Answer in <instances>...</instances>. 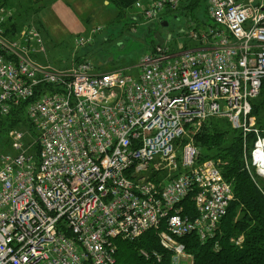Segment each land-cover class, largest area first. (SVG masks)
<instances>
[{"label": "built area", "instance_id": "2783aa9c", "mask_svg": "<svg viewBox=\"0 0 264 264\" xmlns=\"http://www.w3.org/2000/svg\"><path fill=\"white\" fill-rule=\"evenodd\" d=\"M188 1L154 0L140 15L156 28ZM206 3V27L191 25L187 45L153 40L136 70L106 73L91 62L58 71L38 61L41 36L10 38L12 10L0 6V126L25 106L36 145L32 153L14 130L0 157V264H116V242L148 231L176 261L181 239L213 238L233 189L219 162L182 146L207 119L257 135L249 168L264 177L252 115L264 93V4ZM91 41L77 39V49Z\"/></svg>", "mask_w": 264, "mask_h": 264}, {"label": "rangeland", "instance_id": "374dc122", "mask_svg": "<svg viewBox=\"0 0 264 264\" xmlns=\"http://www.w3.org/2000/svg\"><path fill=\"white\" fill-rule=\"evenodd\" d=\"M259 1L264 4V0H255V2ZM147 2L142 0L136 3L133 6L134 10L131 9L124 15L120 11L121 7L111 4L109 0H7L5 2L7 6H0L12 10V18L7 23L8 36L10 38L24 40V35H28L31 30H36L38 35L41 36V51L35 55L38 61L50 65L53 69H58V71L69 68L72 64L91 62L98 67V71L106 73L112 70H136L141 57L149 50L155 48L156 44L153 40L156 39L154 36L157 34L168 38L170 46L176 48L183 43L188 44L187 39L189 31H191V25L194 26L195 30H201L206 27L208 20L206 0L186 2L172 16L166 18L165 21L168 27L163 24V26L158 25L156 28L145 24L144 19L140 15V7L147 4ZM193 2L199 4V6L191 12ZM134 18H137V20ZM80 38L92 41L90 44L87 45L86 43L85 46L77 49L76 42ZM100 62L104 66L99 67ZM206 121L208 122V119ZM204 123L198 129L192 130L182 140V146L188 143L195 144V136L199 133ZM229 123L227 120L221 123L225 126L226 131L229 128L231 129L232 125ZM256 124V129L260 132L261 137L264 138L263 131L258 127V121ZM9 126L10 124L5 127L0 126V157L11 153L9 134L14 130L23 132L26 135V142L28 145L31 144L32 153H34L36 145L35 143L33 144V136L26 129L27 127H23L22 130L13 128L7 131ZM241 134L243 136L241 155L244 161V171L247 172L264 195V179L258 177L254 173L255 170L253 171L251 167L249 168L257 135L251 133L244 137L242 132ZM251 135L255 136L252 145L249 140ZM217 162H219L218 166L223 176L221 162ZM182 173V170H178L177 173L171 176V179L180 176ZM168 177L170 176L167 174L162 178ZM223 179L229 183L224 176ZM215 237L216 233L213 238H209L206 242H201L207 243L209 240L215 239ZM241 242L239 241V243ZM122 248H120V255L118 254L117 264H120V261L121 264H140L138 260L141 257L145 262L157 259L153 253L146 249L139 250L127 246ZM143 253H148L149 255L145 257ZM156 254L159 256V253L156 252ZM174 257L175 254L172 256L171 264H193L192 256L185 249L183 254L178 256V260L175 261ZM140 262L144 264V261Z\"/></svg>", "mask_w": 264, "mask_h": 264}, {"label": "trees", "instance_id": "16d2710c", "mask_svg": "<svg viewBox=\"0 0 264 264\" xmlns=\"http://www.w3.org/2000/svg\"><path fill=\"white\" fill-rule=\"evenodd\" d=\"M6 1L0 0V5L7 6ZM109 1L111 4L121 7L120 11L124 15L129 10H134L133 6L142 0ZM198 6L199 4L193 2L190 11L193 12ZM252 106V115L255 116L258 127L264 133V93L252 102ZM225 120L227 119L212 118L208 122L206 121L195 136V145L201 150L203 162L207 160L221 162L223 176L231 184L234 200H232L227 215L218 225L215 239L202 243L199 236L194 234L181 239L180 242L185 246L186 252L192 256L193 264H264V195L244 171V161L241 155L243 144L241 132L232 126V130L229 128L226 131L225 126L221 124ZM8 121H3L1 124L2 127L10 124L7 131L13 128L22 130L23 127H27L26 129L31 135L35 136L33 126L26 117L25 106L12 112ZM6 122L8 123L6 124ZM254 139V135L249 137L251 145L254 143ZM183 205L186 214H196L192 202L185 201ZM239 241L242 242L239 243ZM116 244L118 247L116 264L120 248H124V246L139 250L146 249L153 254L159 253L161 258L159 262L157 259L145 262L141 257L138 260L140 264H143L140 261H144V264H171L173 253L160 245L157 232L148 231L137 241L118 240Z\"/></svg>", "mask_w": 264, "mask_h": 264}, {"label": "bare ground", "instance_id": "6f19581e", "mask_svg": "<svg viewBox=\"0 0 264 264\" xmlns=\"http://www.w3.org/2000/svg\"><path fill=\"white\" fill-rule=\"evenodd\" d=\"M155 37V36H154ZM159 37H162V35H160ZM156 38V37H155ZM162 39H165L164 37H162ZM154 40H156L157 42H158V40L157 39H154ZM158 44H159V42H158ZM163 44H164V40H163ZM160 46H162V45H160ZM259 169H260V173H263L264 174V165H260V167H259ZM255 173V172H254ZM255 174H257V173H255ZM250 175H251V173H250ZM258 177H261V176H259V175H257ZM261 178H263L264 179V177H261Z\"/></svg>", "mask_w": 264, "mask_h": 264}, {"label": "water", "instance_id": "95a60500", "mask_svg": "<svg viewBox=\"0 0 264 264\" xmlns=\"http://www.w3.org/2000/svg\"><path fill=\"white\" fill-rule=\"evenodd\" d=\"M162 24H164L165 27H168L167 26L168 25L167 22H163ZM159 36H160V34H157L155 37L158 40L159 45H163V39H162V37H159ZM111 61H112V59H111Z\"/></svg>", "mask_w": 264, "mask_h": 264}, {"label": "crops", "instance_id": "0c3cea01", "mask_svg": "<svg viewBox=\"0 0 264 264\" xmlns=\"http://www.w3.org/2000/svg\"><path fill=\"white\" fill-rule=\"evenodd\" d=\"M235 1L239 4H247V3H250V1H255V0H235ZM256 3H258V2H256Z\"/></svg>", "mask_w": 264, "mask_h": 264}, {"label": "flooded vegetation", "instance_id": "af4514ba", "mask_svg": "<svg viewBox=\"0 0 264 264\" xmlns=\"http://www.w3.org/2000/svg\"><path fill=\"white\" fill-rule=\"evenodd\" d=\"M162 26H163V24H162Z\"/></svg>", "mask_w": 264, "mask_h": 264}]
</instances>
